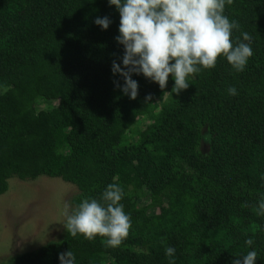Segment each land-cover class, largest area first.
Returning a JSON list of instances; mask_svg holds the SVG:
<instances>
[{
	"label": "trees",
	"instance_id": "obj_1",
	"mask_svg": "<svg viewBox=\"0 0 264 264\" xmlns=\"http://www.w3.org/2000/svg\"><path fill=\"white\" fill-rule=\"evenodd\" d=\"M224 15L234 41L251 38L243 72L218 58L178 95L171 75L161 89L133 74L132 100L112 72L124 46L108 0H0V196L11 179L47 177L75 186L77 207L116 184L132 221L119 247L68 234L11 264L68 251L75 264H170L166 246L174 264H233L253 248L264 264V0H232Z\"/></svg>",
	"mask_w": 264,
	"mask_h": 264
},
{
	"label": "clouds",
	"instance_id": "obj_2",
	"mask_svg": "<svg viewBox=\"0 0 264 264\" xmlns=\"http://www.w3.org/2000/svg\"><path fill=\"white\" fill-rule=\"evenodd\" d=\"M232 0H108L120 15L119 33L116 40L124 46L121 64L113 62L112 72L124 79L121 91L135 100L139 84L133 74H142L165 89L169 76L174 80L172 92L180 94L189 88L195 75L202 69L216 67L218 58H224L236 72H243L254 55L250 37L243 33V41L232 39L237 28L234 21L224 15L225 4ZM95 23L107 30L111 24L108 17L97 18ZM231 96L238 94L235 87H229ZM147 99H151L149 96ZM123 189L110 184L100 200L84 198L67 215L64 224L72 237L83 235L94 241L98 236L102 243L116 248L128 238L132 221L121 203ZM103 201V202H101ZM264 214V199L259 203ZM245 244L252 247L254 240ZM165 255L174 264L176 249L166 246ZM258 253L253 250L237 256L233 264H256ZM60 264H75L72 251L59 256Z\"/></svg>",
	"mask_w": 264,
	"mask_h": 264
},
{
	"label": "rangeland",
	"instance_id": "obj_3",
	"mask_svg": "<svg viewBox=\"0 0 264 264\" xmlns=\"http://www.w3.org/2000/svg\"><path fill=\"white\" fill-rule=\"evenodd\" d=\"M203 137L206 153L211 141L207 129ZM79 196L75 186L60 179H11L8 192L0 196V264L63 243L69 234L64 226L67 215L76 208Z\"/></svg>",
	"mask_w": 264,
	"mask_h": 264
}]
</instances>
